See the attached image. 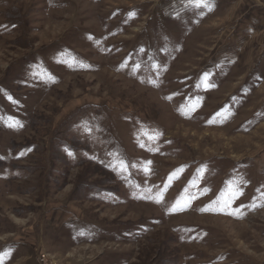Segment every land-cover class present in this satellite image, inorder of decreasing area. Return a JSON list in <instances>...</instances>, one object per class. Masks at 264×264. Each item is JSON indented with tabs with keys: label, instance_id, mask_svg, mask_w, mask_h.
Returning a JSON list of instances; mask_svg holds the SVG:
<instances>
[{
	"label": "rangeland",
	"instance_id": "rangeland-1",
	"mask_svg": "<svg viewBox=\"0 0 264 264\" xmlns=\"http://www.w3.org/2000/svg\"><path fill=\"white\" fill-rule=\"evenodd\" d=\"M0 0V264H264V0Z\"/></svg>",
	"mask_w": 264,
	"mask_h": 264
},
{
	"label": "snow or ice",
	"instance_id": "snow-or-ice-1",
	"mask_svg": "<svg viewBox=\"0 0 264 264\" xmlns=\"http://www.w3.org/2000/svg\"><path fill=\"white\" fill-rule=\"evenodd\" d=\"M190 2H191V0H190ZM194 2H195V4H196V6H206L205 4H204V0H194Z\"/></svg>",
	"mask_w": 264,
	"mask_h": 264
}]
</instances>
